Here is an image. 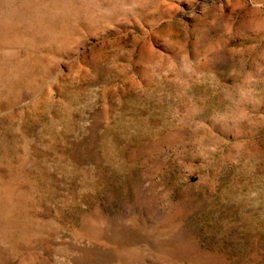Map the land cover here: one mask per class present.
<instances>
[{"label":"rangeland","instance_id":"obj_1","mask_svg":"<svg viewBox=\"0 0 264 264\" xmlns=\"http://www.w3.org/2000/svg\"><path fill=\"white\" fill-rule=\"evenodd\" d=\"M0 264H264V0H0Z\"/></svg>","mask_w":264,"mask_h":264}]
</instances>
